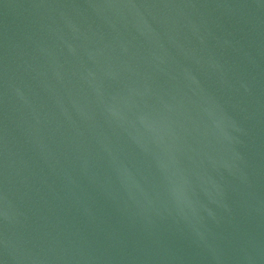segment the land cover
Listing matches in <instances>:
<instances>
[{
	"label": "water",
	"instance_id": "water-1",
	"mask_svg": "<svg viewBox=\"0 0 264 264\" xmlns=\"http://www.w3.org/2000/svg\"><path fill=\"white\" fill-rule=\"evenodd\" d=\"M0 264H264V0H0Z\"/></svg>",
	"mask_w": 264,
	"mask_h": 264
}]
</instances>
